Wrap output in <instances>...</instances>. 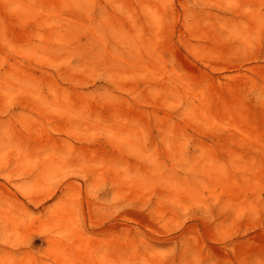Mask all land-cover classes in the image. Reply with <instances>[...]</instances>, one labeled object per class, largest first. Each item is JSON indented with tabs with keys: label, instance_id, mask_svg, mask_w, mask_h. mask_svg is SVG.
<instances>
[{
	"label": "rangeland",
	"instance_id": "374dc122",
	"mask_svg": "<svg viewBox=\"0 0 264 264\" xmlns=\"http://www.w3.org/2000/svg\"><path fill=\"white\" fill-rule=\"evenodd\" d=\"M0 264H264V0H0Z\"/></svg>",
	"mask_w": 264,
	"mask_h": 264
}]
</instances>
